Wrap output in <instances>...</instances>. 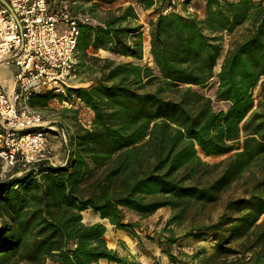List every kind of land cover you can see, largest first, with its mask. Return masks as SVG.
<instances>
[{
  "label": "trees",
  "instance_id": "16d2710c",
  "mask_svg": "<svg viewBox=\"0 0 264 264\" xmlns=\"http://www.w3.org/2000/svg\"><path fill=\"white\" fill-rule=\"evenodd\" d=\"M130 1L150 10V64L142 62L134 7H118L99 24H79L77 67L92 74L86 87L28 97L41 108L55 97L76 98L92 117L68 135L61 164L16 166L0 180V264H128L108 248L106 226L84 223L82 212L139 239L124 210L147 217L168 208L165 225L179 224L193 205L216 202L253 166L260 175L250 193L183 237L208 239L218 254H240L226 245L241 238L246 252L264 245V0H198L201 15L186 12L192 0ZM237 30L220 61L224 34ZM99 50L130 60L91 57L87 65L88 52ZM201 155L224 159L208 163ZM168 232L158 246L168 263L183 264L176 249L185 243ZM247 264H264V248Z\"/></svg>",
  "mask_w": 264,
  "mask_h": 264
},
{
  "label": "built area",
  "instance_id": "2783aa9c",
  "mask_svg": "<svg viewBox=\"0 0 264 264\" xmlns=\"http://www.w3.org/2000/svg\"><path fill=\"white\" fill-rule=\"evenodd\" d=\"M3 1L8 7L0 2V63L15 67V89L8 98L0 88V180L16 166L28 170L43 161L53 164L51 134L46 135L52 127L27 99L33 93L65 94L66 88L87 85L76 82L79 24H98L89 13L60 5L62 0ZM175 1L180 6L185 0Z\"/></svg>",
  "mask_w": 264,
  "mask_h": 264
},
{
  "label": "rangeland",
  "instance_id": "374dc122",
  "mask_svg": "<svg viewBox=\"0 0 264 264\" xmlns=\"http://www.w3.org/2000/svg\"><path fill=\"white\" fill-rule=\"evenodd\" d=\"M73 1L75 0H62L60 5H67L68 8L73 12L89 13L94 19L95 23H99L108 15L110 11H114L118 8L114 7V4L104 3L102 1L95 2L93 0H88L84 2H76L75 4H73ZM188 7L192 8L189 13L197 12L199 15L202 14V2L198 0H192ZM136 13L138 15V22L143 26L142 31L145 45V58L142 62L145 64H150V59L147 54L149 38L148 13H143L140 9H136ZM238 33L239 30L235 31L233 35L224 34V50L222 52V56L220 57V61L223 57V54L225 53V50H227L230 41ZM91 57L108 58L115 62L124 61L120 56H114L101 50L97 52L89 51L88 57H86L84 60L87 65L94 64V61L91 60ZM96 66L97 65H92V68L94 67L95 70L97 69ZM218 68L219 65H217L216 71ZM79 70L81 73H79L77 76V84L88 81V79L92 76L90 70L88 71L82 68ZM13 71L14 66L12 64L6 62L0 63V88L8 98H11L14 93V81L10 78V75ZM82 87H86V85L83 84L77 88ZM210 89L211 86L207 89H204L203 92L206 95L211 96L212 90ZM257 91L258 90L256 89L254 94L256 98L259 99L257 96ZM54 95L58 94L54 93ZM36 108L41 111L43 119L47 122V126L54 128V130L48 129V131H51V133L47 132L46 135L51 134V142L54 147L53 163L61 164L65 155L64 148L67 143L68 135L74 132L75 125H81L85 127L89 125L91 118L88 110L81 103H79L76 98H69L64 99V101H60L57 97L48 100L45 107ZM61 130L64 132L66 142L63 140ZM201 158L208 163H217L224 159V157L205 158L202 155ZM259 170V166H253L251 171L245 173L240 179L232 183L228 188L221 191L216 202L203 206L193 205L186 213L184 220L179 224H170L168 226L165 225L166 221L172 215V212L168 208H161L147 217H140L128 210H124L125 221L136 223V231L139 238L133 239V242L137 247V250L135 253H133V256L126 252L125 259L127 260V263L167 264V257L161 252L158 245L159 241H162V239L170 234L168 232L170 230L172 231V235L175 238L182 239V241L185 243L183 246L176 249V252L179 253L177 254L178 259L185 264H247L248 259L252 257L253 252L260 250V248H264V245H261L259 248H254L250 252H246L245 248L249 245V242L245 246L240 247L239 243L243 240V238H241L226 245V247H230L235 251H238L240 254H218L215 251L214 242L202 238L198 240H193V238L184 239L183 235L187 231H194V233L198 234V228L208 226L209 224L217 221L219 216L224 212V206L228 201L246 197L252 190V177L253 175L259 176ZM89 212L91 213L90 210ZM262 219H264V215L260 217L259 221ZM114 232L115 231H113V233ZM122 250L124 249L122 248ZM182 254H187L189 256L186 257Z\"/></svg>",
  "mask_w": 264,
  "mask_h": 264
},
{
  "label": "crops",
  "instance_id": "0c3cea01",
  "mask_svg": "<svg viewBox=\"0 0 264 264\" xmlns=\"http://www.w3.org/2000/svg\"><path fill=\"white\" fill-rule=\"evenodd\" d=\"M75 2H79V1H77V0H75ZM110 4H114V7H126V6H128V5H132L133 7H134V9H135V11H136V9H140L139 7H137V6H135V4L134 3H132L130 0H118V1H116V2H113V3H110ZM189 6V5H188ZM186 7L185 9L187 10L186 12H190L191 10H192V8H190V7ZM137 7V8H136ZM141 10V9H140ZM142 11V10H141ZM148 11H150V10H146V11H142L143 13H147ZM100 23V22H99ZM98 23V24H99ZM148 40H149V38H148ZM123 58V60L124 61H129L130 60V58H125V57H122ZM218 71V70H217ZM14 72H15V67H14V71L11 73V75H10V78H11V80L13 79V75H14ZM14 89H15V87H13ZM27 102H28V99H27ZM31 107H33V108H36V107H34V106H31ZM37 109V108H36ZM87 109V108H86ZM88 110V113H89V115H90V118L92 117V113H91V111H89V109H87ZM53 164H58V163H53ZM87 212H89V210H86ZM94 215V216H93ZM82 216H83V212H82ZM91 218V219H90ZM93 218V219H92ZM84 223H87V224H91V223H96V222H100V223H103L105 226H106V223L104 222V221H102V219H100L99 218V216L96 214V213H93V212H91V215L88 217V219L87 220H85V221H83ZM107 222V221H106ZM112 232H113V230H111ZM114 236H115V239L113 240V246H109L108 244H107V246H108V248H110V249H112V250H114V251H116L117 253H118V255L119 256H121V257H123V258H125V256H126V252H128V254H131L132 256H133V253H135L136 252V250H137V247H136V245H135V243L133 242V239L131 238V237H129L126 233H124V232H122V231H115L114 232ZM125 237H129V239L131 240V242L134 244V246H135V251L134 250H132L131 248H130V246L128 245V243L125 241ZM122 248L124 249V250H122ZM128 257V256H127ZM129 258V257H128ZM46 264H54V263H52V262H46ZM95 264H112V263H108L107 261H105V260H99L97 263H95Z\"/></svg>",
  "mask_w": 264,
  "mask_h": 264
},
{
  "label": "bare ground",
  "instance_id": "6f19581e",
  "mask_svg": "<svg viewBox=\"0 0 264 264\" xmlns=\"http://www.w3.org/2000/svg\"><path fill=\"white\" fill-rule=\"evenodd\" d=\"M52 130H54V128L52 127ZM91 215L90 212H83V216H82V221H85L88 219V217ZM94 216V215H93ZM91 219V218H90ZM93 219V218H92ZM102 221H104L106 223V232H105V239L106 242L109 246H113V240L115 239L114 233L111 231V226L106 222L105 219H103ZM125 241L128 243V245L130 246V248L132 250L135 251V246L134 244L131 242V240L129 239V237H125L124 238Z\"/></svg>",
  "mask_w": 264,
  "mask_h": 264
},
{
  "label": "water",
  "instance_id": "95a60500",
  "mask_svg": "<svg viewBox=\"0 0 264 264\" xmlns=\"http://www.w3.org/2000/svg\"><path fill=\"white\" fill-rule=\"evenodd\" d=\"M0 2L3 4V5H5L6 7H8L7 6V4L3 1V0H0ZM203 156V155H202ZM204 157V156H203Z\"/></svg>",
  "mask_w": 264,
  "mask_h": 264
}]
</instances>
